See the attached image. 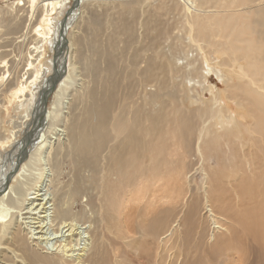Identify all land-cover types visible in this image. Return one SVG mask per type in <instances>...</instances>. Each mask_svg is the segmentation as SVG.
Segmentation results:
<instances>
[{
	"label": "bare ground",
	"instance_id": "bare-ground-1",
	"mask_svg": "<svg viewBox=\"0 0 264 264\" xmlns=\"http://www.w3.org/2000/svg\"><path fill=\"white\" fill-rule=\"evenodd\" d=\"M70 1H75L76 11L86 3L85 0H18L10 4L9 9L0 6V82L10 81L8 64L11 61L12 66H19L27 52L31 57L27 63L29 69L22 77H17L15 84H6L4 94H26L32 89L30 80L35 76L29 70L45 55L46 44L54 52L53 41L48 38L50 34L55 33L61 43L66 28H61L62 22L54 25ZM161 1L163 16L181 11L180 24H177L186 27L185 35L202 55L203 64L199 65L196 57L177 68L174 58L162 54L157 58L146 57V65L141 69L143 53L160 46L169 32L159 20L156 6L150 9L143 25L147 42L137 52L132 51L127 58V69L124 65L120 67V58L109 50L97 52V57L105 60V85L98 82L90 88L89 108L74 114L66 128L67 139L56 147L49 159L51 172L60 169L63 156L73 160L76 169L71 182L62 187L59 180L54 179L52 182L59 183L53 186V197L35 188L33 193L16 192L17 171L24 167L23 177L28 165L40 162V159H32V149L26 151L27 140L14 151L16 161L1 174L0 264H134L138 252L134 234L138 240L149 239L155 250L151 253L152 246L145 244L144 256L138 255V264H198L200 258L195 260V257H200L203 251L206 253L207 248L211 260H207L208 254L205 260L210 264H244L237 260L246 251L259 253L264 258V0H183V6ZM56 11L58 17L49 18L52 27L45 32L40 27L41 18ZM38 17L41 18L38 20ZM72 19L69 18L70 22ZM99 25L96 20L94 26ZM133 27L132 21L127 20L120 30L128 35L129 41L136 43L138 37ZM31 30L37 35L35 45L22 50L20 46L28 45ZM5 36L18 38L7 41ZM16 42L19 44L13 45ZM64 43L65 40L59 44L60 48ZM8 48L12 51H7ZM16 48L19 51L14 55ZM211 54L216 58H211ZM56 57L55 67L50 61L53 68H59L63 59L60 54ZM214 60H221L211 68L227 88L213 96L214 105L203 102L198 107L205 87L199 93L197 84L202 86L208 81L204 65ZM86 67L91 73L96 72V77L101 75L102 68L95 63ZM228 68L236 69L237 79ZM60 74L61 71L57 75ZM62 77L55 93L57 103L47 111L42 108L41 98L46 91L42 89L33 113L35 125L46 121L45 125L53 126L58 119V108L65 96L62 90L70 81V76ZM56 79L53 78L51 86L47 85L53 87ZM192 94L195 101L191 100ZM80 101L87 102L82 98ZM45 136V133L41 135L38 143L46 142ZM7 141H0V145ZM174 145H179L184 159L199 156L202 164L208 165L214 151H220L225 158V163L217 170L204 167L208 187L199 193V201L192 205V213L184 222L174 213H178V206L186 196L179 198L175 192L179 181L173 177L189 162L168 167L165 156ZM238 161L244 163L239 166ZM176 168L180 170L174 174ZM166 170L173 172L168 173L167 184L164 182ZM167 185L173 187L170 191L172 209L155 212L152 221L135 230L130 214L136 203L140 204L145 191L150 189L149 205L156 207L152 202L167 198L161 190ZM219 192L229 195L228 202L232 205L230 195L237 196L235 204L239 207L230 209H239V213H231L220 204L216 196ZM85 194L91 195L88 199L90 213L75 214L72 205ZM27 196L30 203L26 210L31 216L24 219L22 210L16 209L20 201L24 204ZM198 211L202 214L196 222ZM22 224L27 229L23 230ZM107 233L115 238V243L108 244ZM179 240L184 241L185 246ZM130 248L134 251L131 255ZM206 262L202 264H208Z\"/></svg>",
	"mask_w": 264,
	"mask_h": 264
},
{
	"label": "rangeland",
	"instance_id": "rangeland-1",
	"mask_svg": "<svg viewBox=\"0 0 264 264\" xmlns=\"http://www.w3.org/2000/svg\"><path fill=\"white\" fill-rule=\"evenodd\" d=\"M14 1H18V0H0V6H4L6 9H9L10 4H12ZM147 1L148 0H85L86 3L82 4L80 8L77 9V11L75 10V8H77L75 7L76 6L75 1L73 2L70 1L69 4H67L63 9L60 15L61 17L58 18L60 20L56 19L58 17V13H59L58 11L54 12L53 15L50 16L46 14L43 18L38 17V20L41 18L39 22L40 27L45 32H49V29H51L52 27L51 22L49 21L50 17L51 19L52 18L56 19L54 26L62 22L61 28L63 29L65 26L66 33L62 35L61 43L64 42V40L65 43L60 48L59 44L61 43L58 39V36L55 33L49 35L48 38L51 41H53V46L55 47V50L53 52L51 46L48 49L46 44L45 49H43L45 55L41 56L39 61L37 62V65L33 66V69L29 70V72L31 71L30 74L34 73L33 76L35 77H32V79L30 80L32 89H30L26 94L13 95L11 93L4 94V92L9 82L15 84V81L16 82L18 81L17 77H22L23 76L22 74H24L26 70L29 69L27 65L29 59H31L29 53L25 52L26 55L22 59L19 66L18 65L12 66V61L8 64V66L10 67V72L12 77L11 79H9L10 81L6 83L7 85L0 82L1 83L0 84V141L8 140L7 143L3 144L2 146L0 145V182H1V174L3 172H6L8 169L7 167H9L13 162L16 161V158L14 159L15 157L14 151L17 150L18 146L21 147L22 143L25 142L26 140H27L26 151L32 149V152L34 151L32 155V159H36V160L40 159V162L33 161L30 165H28V171L25 173L23 177H21V174L24 172V167L21 166L22 169L17 171V175H19L18 181L14 183V185H16L15 186L16 192H20L21 194H27V193H31L35 188L40 190V193L47 191L51 193L53 197L52 192L55 189L53 186L56 183L60 182V186L65 187L71 182L73 178V171L76 169L73 165L74 164L73 160L67 156H63L61 159L60 169H56L54 172H51L52 167L49 162V159L53 156L56 147L59 146L62 141H65L67 139L66 128L69 126V122L72 120V118L75 115H78V113L81 110L84 109L85 111L87 106L90 104V101L87 99V94L90 88H93V86L98 82L102 83L103 87L105 85L106 80H105V74L103 73V69L105 68V60L101 56L100 58L97 57V52L103 49L105 51L109 50L110 53H113L115 56H118L120 58L121 65L118 64V66L120 65L121 68L125 66L124 68L127 69L128 68L127 58L131 55L132 51L134 50V52H137L142 48V46L145 45V41L147 42L146 38L144 37L145 34H144L143 25L146 22L149 16V11H151L150 9L153 8V6H156V10L159 15V20L164 23L163 25H165V27H168L169 32L168 35L165 37L166 39L164 38L162 40L163 42L161 41L162 43H160V46H157L155 49L148 50L149 52L147 51L146 54L143 53V57H142L143 62L141 64V69H143L144 66L146 65L148 58H153L152 56H154V58H157L158 56H162V54L168 58L170 57L174 58L173 61L175 62V66H177V68H180L181 66L183 67L189 61H194L196 57H198L197 58L198 64L199 65L203 64L204 59H202V55L199 54L198 49L192 43L189 42L187 36L185 35V29H184L185 26L182 27V25H179L181 11L177 10L178 13L170 12L165 16H163L161 14V8L163 7L164 3L161 0H150L148 2ZM168 1H172L173 3L178 4L180 6H183L184 3L183 0L181 1L168 0ZM75 11L76 13H74ZM68 13H70L71 16H68ZM70 17L73 18L71 22L69 20ZM96 20L100 22V25L95 27L94 24ZM127 20L129 22L132 21L134 25L133 27L134 34L136 37H138L136 38L137 39L136 43H133L134 40L129 41L128 35L120 30L124 22ZM179 26L181 27V29ZM18 36H5V37H7V41H9L10 39L18 38ZM36 40H37V35L34 32V30H31L28 34V41H27L28 45L20 46L21 49L24 50L27 49L28 47L30 49L35 45L34 42ZM18 44L19 43L16 42L13 45H18ZM55 45H57V47ZM8 49L7 51H12L11 48ZM18 51L19 49L16 48L14 55H16ZM57 54H60V57L62 56L63 59L61 60V64L59 65L60 66L59 68H57V66L56 68H53L50 65V61L51 62L53 61V66L55 67L54 63L58 59L56 57ZM121 57L124 58L122 59ZM204 57H206V55ZM211 58H216V57L214 54L213 55L211 54ZM221 60L218 61L214 60L215 62L211 61L207 63V65H204L206 68L204 72L206 73V77L208 81L207 82L205 81V84L202 86L200 84H197L198 86L197 90L199 91V93H201V91L205 87L204 89L205 95L202 96L201 101L198 104V107L202 105L203 102H210L211 105H214L215 102H213L212 99L213 96L215 94H218L219 92H224L225 89L227 88L226 84L223 81H221L220 78H218L216 72H214L211 68L213 65L217 64V62ZM126 62L127 64H125ZM91 63H95L97 66H100L102 68V70L100 71L101 75H97L96 77L95 76L96 72L91 73L92 71H89L87 69L86 64L89 65ZM60 71L62 74L57 75L58 72ZM227 71L234 73L233 76L235 79H237L234 72L236 71V69L234 70L228 68ZM62 76L64 77L70 76V81L67 82L65 88L62 90V93L65 96L63 98V103L58 108V116H59L58 119L53 124V126L50 125V123H48V125H45L46 121H40V120H39L40 123L38 125H35L36 118L34 117L33 120V113L35 112L34 110L36 109L37 106L36 104L40 100V94L42 92V89L44 88V90H46L45 91L46 95L44 94V96L47 97L46 98L42 96L41 98V101L44 103L42 108H45L44 110L47 111L49 109H52L54 105L57 103V95L55 93L57 91L58 85H60L61 83L60 81L63 80ZM53 78H55L56 81L58 82L57 83L54 80L55 83L53 87L55 88L50 87ZM96 78H98L97 81ZM225 79L226 80L228 79V74L225 76ZM185 83L188 82L185 81ZM47 84L50 86H48ZM36 88H37L36 90L37 93H35ZM191 97H192L191 100L195 101L193 94ZM80 98L87 100L88 103L86 101L81 102ZM44 133L46 135L45 136L46 142L44 141V143L40 144L38 143V141L41 140L40 139L41 135H43ZM40 146L41 148H43L41 152H40L41 149ZM18 150H20V148ZM24 157L25 154L23 158ZM211 157L212 158L208 162V165L207 163L202 164L203 162H201L199 156H193L192 158L184 159L180 155L179 145H174L173 148L170 150L169 155L165 156V158L168 161V167H172V166L176 167L177 166L176 164L184 165L185 161L189 162V164L187 165L185 164L182 167L183 171H180L179 175H174L173 177L175 180L179 181L178 184H176L175 186V192L178 194L179 198L182 197L183 194L186 196L184 201L181 202V204L178 206L179 214L174 213L177 216L180 215V218L178 219L179 220L182 219V222H184V219L185 221H187L189 216L191 215L192 213L191 209L193 208L192 205L199 201L198 199L199 193L202 194L203 188L208 187V183H205L206 175L204 172V167L206 169L214 171L225 163V158L223 159V154L220 151L218 152L214 151ZM238 162H239L238 163L239 166L241 165V162L244 163L243 161H238ZM179 170L180 169L174 171V174ZM56 172H58V174H56ZM168 173L170 174L173 172L169 170H166L164 172L165 175L164 177L166 180V181L164 180L165 184H167L166 182H169L167 181V179L170 180L169 177L170 175ZM54 179L59 180V182H55V181L52 182ZM161 190L162 193H166L165 195L167 196V198L164 196V198L161 201L158 202L154 201L155 203L152 202L153 204L156 205L158 209L153 205L151 207L149 205V202L152 199L150 189L145 191L144 197L142 198V200H140L141 203L140 204L136 203L134 210L130 214L131 225H133L135 230L141 229L144 225H146V223L152 221L153 217L155 216L154 214L155 212H157L158 214L161 211L172 209L173 206L172 204H170L171 203L170 197L172 194L170 191L173 190V187L171 185L170 186L167 185V187H164ZM216 196L220 198V204L224 206L226 210H228L231 213L232 212L239 213V209H235V208H234L235 210H232L233 208L230 209L231 206L239 207L238 205L235 204V201L238 200L237 196L234 197L230 195L233 201V205L228 202L229 195L227 196L226 194L219 192ZM90 197L91 195L85 194L84 196L82 195L81 197L75 199V202L72 205L73 212L79 215L83 212L90 213L89 212L90 201L88 200ZM29 203H30V196L29 197L27 196L25 198L24 204L22 201H20L19 209H16L17 211L22 210L20 213L23 214L22 217L24 219L31 216L30 214L27 213L26 210V207H28ZM84 209H86V211ZM201 212L202 211L197 212L196 222L197 220L200 219L199 217H201L202 214ZM9 218L12 220V216ZM196 222L193 223L196 224ZM22 229L25 230L27 228L23 227L22 224ZM47 232L50 233V231ZM108 234L109 233L105 234L108 240L107 241L108 244L115 243V238H112L113 236L111 234H109L108 237ZM138 239L139 237L134 234V246L138 247V252L135 253L137 258H134L133 260L134 264H138L137 259L139 254L144 256L145 244L148 246L149 245L152 246L149 239L147 238H144L143 240H138ZM180 242H182V244L179 243L178 246L183 249L184 248L183 246H185V242L184 241H180ZM180 244L183 246H180ZM209 251L210 250H208L207 248L206 253L203 251V253L199 254L200 257H195V260L196 258L197 259L200 258L199 263L197 262L198 264L200 263L202 264V262L205 263L206 258H208L207 260L209 259L211 260V256L208 254ZM111 252L112 251H110V256H111ZM129 252L131 255L133 254L134 251L130 248ZM150 252L151 253L155 252L154 246H152ZM246 252L247 253H244L243 257H239V258L237 257L238 263L244 262V264H248V263L264 264L263 262L264 258L260 257L259 253L255 254L253 251H246ZM206 254H208L207 256L209 257H206ZM262 254L264 256V252H262ZM247 256L251 258H248ZM183 259L184 258L181 255L182 263L184 262ZM191 260L193 261L194 258ZM251 260H253L254 263ZM206 263L210 264V262H206ZM213 263L216 264V262Z\"/></svg>",
	"mask_w": 264,
	"mask_h": 264
}]
</instances>
